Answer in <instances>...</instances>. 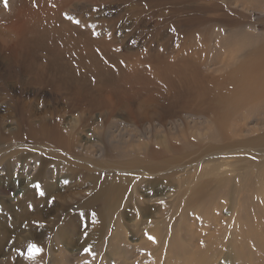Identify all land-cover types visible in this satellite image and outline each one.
I'll return each instance as SVG.
<instances>
[{
    "label": "rangeland",
    "instance_id": "374dc122",
    "mask_svg": "<svg viewBox=\"0 0 264 264\" xmlns=\"http://www.w3.org/2000/svg\"><path fill=\"white\" fill-rule=\"evenodd\" d=\"M8 4L5 8L0 0V122L5 120V136L18 129L22 135L14 145L6 138L0 139V221L9 218L12 225L16 224L13 211L26 207L22 203L25 187L36 190V196L39 193L35 185L29 186L38 177L39 167L31 176L19 169L18 181L12 179L13 184H6L5 174L14 172L15 167L4 164L16 159L7 153L26 148L51 156L60 152L21 141L25 134L39 136L29 131L24 119L26 108L33 104L46 122L63 119L61 127L69 122H84L83 131H76L81 132L78 138L83 144L104 149L108 143L121 148L126 140L128 150L133 151L132 159L141 156L148 164L171 159L179 162L166 170L163 183L155 186L163 188L159 199L171 216L160 234L163 243L170 242V246H161V252L172 249L173 243L176 252L163 264H194L195 255L203 259L209 256L208 264H248L240 258L243 252L254 258L264 257L255 248L259 240L264 246L262 234L257 239L252 237L248 244L243 236L236 238L235 234L242 233L239 224L232 233L209 230L210 224L207 226L210 215L221 205L226 211L231 210L229 206L241 207L235 214L244 225V233L252 224L264 221V171L257 166L264 158L256 148L245 145L264 134V93L240 86L244 79L264 80V70L245 71L247 60L253 61L254 55L258 60L264 59V0H8ZM239 61L244 70L239 69ZM134 71L139 75L138 81L131 77ZM231 89L240 90L243 98L236 97L237 105L226 106L222 95ZM214 90L213 95L202 98ZM246 96L249 98L245 99ZM212 100L221 104L216 114L213 112L219 105ZM55 110L56 115L47 113ZM183 120L187 128L194 126V138L202 146L195 156H190L192 149H177L178 143L187 142ZM206 122L211 123L210 130L202 125ZM214 145H221L223 150L216 154L208 152L207 147ZM18 160L26 164L24 158ZM221 165L219 170L215 168ZM252 169L256 170L246 176L245 171ZM137 174L123 173L128 185L122 196L119 193L111 202L113 206L116 203L109 218L111 226L105 238L95 245L102 247L101 258L93 243H84L92 228L85 230L83 226L84 230L76 234L74 228L78 221L94 225L102 206L76 213L85 198L62 201L47 195L41 201L42 220L33 224L36 229L32 233L29 229L21 232L20 237L13 235L16 241L19 238L20 245L13 263L52 264V258L58 263V258L66 255L68 264H103L105 258L109 264H116L129 255L125 253L124 241L117 240L111 246L107 242L111 234L117 233L126 240L130 251L142 248L150 252L143 251L144 255L138 257L136 254L126 264H141V260L151 258V250L143 247L146 241L155 242L157 237L149 234L144 223L153 218L144 221L141 211L153 203L141 196L142 185L137 192L142 203L138 199L131 203L128 197L138 183ZM166 175L172 177L167 179ZM62 180L63 177L56 176V186ZM212 180H219L223 190L205 209L195 211L199 198L182 202L204 184L207 194L209 190L219 192ZM17 194L22 197L15 198ZM145 199L148 200L144 203ZM129 207L131 211L124 216ZM192 208L193 214L183 216L184 210ZM41 221H46L45 226ZM180 227L183 230L179 231ZM36 230H45L46 234H33ZM203 233L219 235H205L200 240ZM59 238L65 241L62 251ZM31 243L43 249L35 258L28 255ZM222 248L224 253L217 255ZM235 248H240L237 254ZM157 260L152 263L158 264Z\"/></svg>",
    "mask_w": 264,
    "mask_h": 264
},
{
    "label": "bare ground",
    "instance_id": "6f19581e",
    "mask_svg": "<svg viewBox=\"0 0 264 264\" xmlns=\"http://www.w3.org/2000/svg\"><path fill=\"white\" fill-rule=\"evenodd\" d=\"M10 40L12 41L14 40L13 36L12 38L10 37ZM13 48L16 49L17 45H15ZM256 55H254V57L251 58L255 62L247 60L248 58L245 59L247 60V66L245 68V71L260 72L264 70V59L258 60L256 58ZM229 67H231V65H229ZM238 67L239 69L244 70L240 64V61L238 63ZM137 71L138 70H136V72ZM136 72L135 71L132 72L131 77L135 81H138L139 75ZM260 84L262 85V87H259ZM240 86L242 88L259 89L260 94L264 93V80L262 81L258 79L257 77H253L252 80L244 79L240 83ZM215 92L216 90L210 92L209 94H207L206 96L202 98H207L208 96L213 95ZM236 97H239L241 99L243 98V95L240 90L231 89V90L225 91L224 94L222 95L223 104L226 106L237 105ZM248 98H249L248 96L245 97V99H248ZM231 102L233 103L231 104ZM211 103H217L219 105V108H217L213 112L216 114L220 110L221 104H219L216 100H212ZM34 106L35 105L33 104H29V106L26 108L24 112V116H25L24 119L27 121V123L30 126L29 131L37 132L39 136L25 134L22 136L21 141H23L24 144H32L36 147H44V148L53 147L58 152L59 151L60 152L51 156L35 148H26V149H19L17 151L12 150L7 153V154H10L9 155L10 157H13L16 159L10 160L4 164L6 167L7 166L10 167L12 165L15 167L14 172L8 171L5 174V177L8 179V183L6 184L7 185L13 184L11 182L12 179H14L15 181H18L16 179V176L21 175L20 174L21 172H19V169H22L23 172L27 176H31L34 174V171L37 170L39 167V169L41 168V170L40 171L38 170V173H39L38 177L37 178L34 177V179L31 180V183L29 186L36 185L37 183H39L40 187L35 188L39 190V193L37 192L38 197L36 196V193L33 194L34 189L33 191H30V189H27V187H25V191H24L25 198H23L22 203L26 204V207H24V209L21 211H13L15 215L14 220L16 221L15 225H12L10 223L9 218H7L4 221H0V257H1L0 264H14L13 262L16 261L19 255L20 245L18 243L19 238H17V241H16V239L13 238V235L19 236L21 232H25L28 229L32 233V230L36 229L34 228L35 226H33V224L36 221L38 222V220H42L43 210H40L41 205H42L41 201L47 195L50 198L52 196L60 197L62 201H67V199L69 198H72V200H77V198H80V197L85 198V200L80 205V208L78 209L76 213L86 212L89 210V207H94L95 205H98V204L102 206L100 211L97 213L94 225L88 226L86 222L82 223L78 221L74 228V234H76V232L78 233L79 230H81L83 226L85 230L89 227L92 228L90 229V232H91L90 238L88 240H85L84 243L85 244L93 243V246L96 251L95 253H97V256L99 258H101L99 251H100V248L102 247H95V245L101 240H103L107 232L109 231L107 230L108 227L111 226V224L109 223V218L112 213L113 207L116 206V203H114V206H113L111 202L114 201V198L116 197L118 198L119 193L121 195V192H123L126 189L128 185V179L126 177H123V173L127 171H129L130 175L133 172H137L139 174L135 176L137 177L140 176L138 178L137 185L130 191L131 196H128L130 198L129 200L131 201V203L135 199H138V202L140 203L143 202L142 199L139 198L137 195V192L139 191V187H138L139 185H142L140 190L143 194L141 196L145 195L143 196V198L144 197L149 198V201L153 203L150 206H146L141 211V213L145 215L144 221H146L148 217L153 218V221H146L144 225L145 227L149 228V234L150 235L154 234V236L157 237V240L152 243L149 240L145 242V246L143 248L146 247V249L151 250L152 257L150 258L149 256L148 260L147 259L141 260L142 261V262L140 261L141 264H150V263L153 264L152 262H154L155 259L157 260L158 257L159 258L156 262L158 264H163V262L166 261V259L168 258L172 259L174 257L173 256L174 253H176L174 252L175 243L172 244L173 250L172 249L168 250L167 248V252H165L166 249L164 250L163 254L161 252L162 250L161 246H165L166 244L170 246V242L163 243V240L160 239V234L162 231H164V227H163L164 222L166 220H169L171 216L168 215L169 214L168 207L165 205V203L160 202V199H159L161 193L163 192V188L162 187L155 188V186L163 183L162 177L165 175L164 173L166 172V170L168 172L169 169L177 166L179 162L177 160L171 159V160L163 161L161 164H148L145 160L141 158V156H137L136 159L134 158L132 159L131 153H133V151L128 150L129 144H125L126 140H124V145H123L124 147H121V148L117 145H110L108 143H105L104 149L103 147H97V145H92L90 143L83 144L81 140H79L78 138L79 136H81V132L76 133V131H83L85 127L84 122H81V121L69 122L68 124H64L61 127V122L64 121L63 119L60 121L54 120L52 122H46L39 114L40 110L35 108ZM47 113L53 116V115H56L58 112L55 110L51 112L49 111ZM199 116H203V115H197V117ZM208 117L211 120V117L210 116ZM3 121L5 120L2 119V122H0V139L6 138L11 142V145H14L16 140L22 135L21 134L22 130L18 129L17 131H14L12 134L5 136ZM202 125L207 130L211 129V123L206 122L205 124L203 123ZM64 129H66V131ZM185 132L188 134H186ZM183 133L185 135L187 142L178 143L177 144L178 151L179 152L184 151V150L190 151L192 149L190 156L194 154H198V151L201 150L202 146L194 138V135H195L194 126H192L191 128H187L184 120H183ZM220 136H221L220 126H218L217 127V137H220ZM121 141L122 140H120V146H121ZM245 145L247 148H256L259 154L263 156L264 158V134L255 138L254 140H249L245 142ZM222 150L223 148L221 145H214L213 147L212 146L207 147V151L213 154L219 153ZM22 158H24V162L26 163L25 165L22 164L23 162L22 160L21 161L18 160ZM192 162H196L195 158H192ZM17 164H21V166H17ZM257 166L259 167L260 170L264 171V160H261V162H259ZM220 167H222V165L217 166L215 168L219 170ZM253 170H256V169L245 171L246 176H250ZM201 173H204V172L201 171ZM56 176H58V179L60 177H63V180L59 183L58 186H56L57 181L55 182ZM166 176H167V179L172 177L168 175ZM212 181L219 187L220 189L219 192L212 193L209 190L207 194V192L205 191V188L207 186L206 184H204L200 188L197 189V192H195L193 196L192 195L190 197L186 196L182 200V202L184 201L187 202V200L189 201V199L198 200L199 198L200 205L198 208L195 209V211L196 212L199 210L201 211V208H204L208 203L212 201L213 198H215L223 190L222 183L219 180L218 181L212 180ZM233 183H235V180H233ZM145 189H147V191H145ZM231 189L233 190L234 187L232 186ZM34 192H36V190ZM41 192H43L44 195H41L40 194ZM61 195H64V196L62 197ZM21 197L22 195L17 194L15 198H21ZM146 200L148 199H145L144 203ZM176 202H178V200ZM177 204L179 205V203ZM1 206L5 208V205H1ZM84 206L86 207L83 208ZM228 208H230L231 210L226 211L224 207H222V205L214 209V212L210 215L211 217L209 218V223L207 225L209 226L210 224V226L208 227L209 230L215 229L216 231L220 232L223 229L227 231L228 233H232L234 232L233 230L234 226L239 224L242 233L240 235L235 234L236 238L237 236H243L244 238L247 239L248 244L252 243V237H255L257 239V237L261 234L264 236L263 234L264 221L263 222L259 221L256 224L254 223L255 225L252 224L248 232L244 233L243 232L244 225L240 223V220H238L239 219L238 215L235 214L236 210L241 207L238 205H233L232 207L229 206ZM192 209L189 211L184 210L183 211L184 213L182 211L181 212L183 216H189L194 213V209L193 210ZM5 210L8 211V209H5ZM126 211H131V207L127 208L123 212L124 216L126 215ZM226 213H228V215ZM208 217H207V220H208ZM144 221H141V223ZM20 222L22 223V225H20ZM41 222H42V226H45L46 221H41ZM42 229L44 228L42 227ZM180 229L182 228L180 227L179 231ZM196 229L197 227L194 228L195 231ZM37 232L39 235L46 234L45 230L41 232L36 230V232H33V234L34 233L37 234ZM205 235H209V236H213L214 238L215 237L217 238L219 234L216 235V234H211V233H207V234L203 233V235H200V238L205 237ZM197 238L199 237L197 236ZM117 240L124 241V246L126 248L125 253L129 255L125 256V258L121 257L123 260L118 259L116 264H126L127 260L131 258H135L136 254H137V257L140 254L144 255L143 251L145 252V250L144 249L142 250V248L141 249L134 248L133 250L130 251L126 240H124L123 237L119 233H117L116 235L111 234L107 238V242L110 244V246L115 244ZM200 240H204V238L203 239L201 238ZM208 240H210V238ZM39 244H41L40 240H39ZM58 244L61 247L60 251H62L65 245L64 238H59ZM260 244H261V240H259L258 242L256 241L255 248L261 253H264V246H261ZM139 247H142V244ZM239 250L240 248L238 250H236L235 248L234 253L237 254ZM146 252L150 253L149 251H146ZM223 253H224V249L222 248L221 251L217 252V255H221ZM65 258H66V255L65 257L60 256V258H58V263L53 258L50 261L52 262V264H62V263L68 264L67 262H65ZM208 258L209 256L208 257L206 256V259H203L195 255V258H193L194 259L193 261H194V264H208ZM240 258L244 259L248 264H264V257L254 258L252 255L246 254L244 252L241 254ZM142 259H143V256H142ZM91 260L95 262V259L94 260L91 259ZM135 260H138V259H135ZM109 262L110 261L105 258L103 264H109Z\"/></svg>",
    "mask_w": 264,
    "mask_h": 264
},
{
    "label": "snow or ice",
    "instance_id": "6c2138e0",
    "mask_svg": "<svg viewBox=\"0 0 264 264\" xmlns=\"http://www.w3.org/2000/svg\"><path fill=\"white\" fill-rule=\"evenodd\" d=\"M3 6L5 8H8L9 7L8 0H3ZM77 23H79V21H77ZM35 187L39 188L40 187L39 183H37L35 185ZM40 194L41 195H44L43 192H41ZM149 238L150 239H154L153 237H149ZM42 251H43V249L40 248L36 243H31L28 246V255H29V258H35L38 254L42 253ZM85 251L86 252H90L91 250L90 249H85Z\"/></svg>",
    "mask_w": 264,
    "mask_h": 264
}]
</instances>
